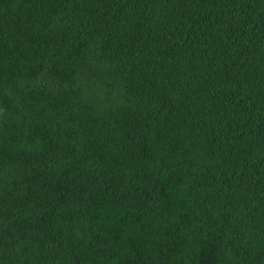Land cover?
<instances>
[{
  "label": "trees",
  "instance_id": "trees-1",
  "mask_svg": "<svg viewBox=\"0 0 264 264\" xmlns=\"http://www.w3.org/2000/svg\"><path fill=\"white\" fill-rule=\"evenodd\" d=\"M0 264H264V0H0Z\"/></svg>",
  "mask_w": 264,
  "mask_h": 264
}]
</instances>
